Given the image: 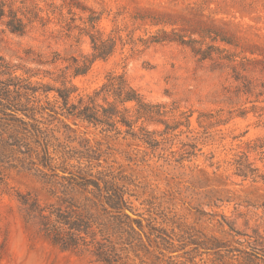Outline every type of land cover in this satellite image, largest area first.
Segmentation results:
<instances>
[{"label":"rangeland","instance_id":"rangeland-1","mask_svg":"<svg viewBox=\"0 0 264 264\" xmlns=\"http://www.w3.org/2000/svg\"><path fill=\"white\" fill-rule=\"evenodd\" d=\"M79 1L103 13L100 28L106 33L121 29L123 38L129 35L136 40L155 34L157 29L149 27L131 34L130 17L141 13L175 22L177 29L182 25L212 28L236 44H216L235 54L233 64L199 61L190 49L176 43L137 47L136 51L126 45L73 80L80 92H91L107 72L114 71L123 73L148 101L176 103L181 109L196 111L221 110L223 119H230L206 137L197 129L194 134L168 140L156 150L81 124L76 128L66 122L68 130L48 119V129L57 138L49 147L53 171L40 165L41 149L32 144L35 152H4L0 157V264H99L89 252L91 246L74 253L53 246L45 238L43 225L47 221L41 214L57 212L72 219L85 218L96 241L104 235L115 247L119 264H252L238 252L223 249L217 257L207 248L216 240L230 250L244 251L248 237L236 236L229 226L247 236L254 237L255 230L264 237V184L226 178L221 171L214 175L201 156L194 162L198 171L187 168L191 167L188 164L181 168L166 161L168 152L163 150L171 147L177 151L195 137L203 154L213 153L214 162H221L230 159L239 147L244 148V143L264 136V0ZM39 6L44 8L42 3ZM29 50L49 59L58 54L56 65L43 68L54 71L63 69L66 60H80L91 53L86 38L77 41L75 32L67 37L53 18L44 27L35 24L24 35L10 33L0 23V57L37 68L25 55ZM232 67L251 80V93L245 94L241 82L234 81ZM241 113L243 117H239ZM196 116L191 121L194 128ZM73 176H91L99 188L108 182L107 187L120 189L142 218V227L133 225V233L120 235L125 227L104 214L97 192L75 185L70 180ZM54 219L53 215L51 221ZM149 221L156 231L147 227Z\"/></svg>","mask_w":264,"mask_h":264},{"label":"trees","instance_id":"trees-1","mask_svg":"<svg viewBox=\"0 0 264 264\" xmlns=\"http://www.w3.org/2000/svg\"><path fill=\"white\" fill-rule=\"evenodd\" d=\"M55 1L60 3L57 4ZM40 3L44 4V8L39 6ZM51 18L57 20L67 37L75 32L77 41L86 38L91 53L80 60L74 57L66 60L68 64L56 71L43 69L45 66H54L58 63L59 55L56 53L49 59L30 50L25 52V55L30 57V62L37 68L28 67L21 62L12 63L0 57L1 158L4 157V152L17 151L20 154L35 152L32 144L41 149L40 165L53 171L50 166L53 158L49 153V147L50 142L57 141V138L53 136L54 131L48 129L51 124L48 119L63 124L68 130L70 127L66 122H71L76 128L79 124L85 125L116 138L129 139L150 150L158 149L170 139L194 134L197 129L201 131V136L206 137L210 131H215L230 119H223L221 110L196 111L192 108L181 109L176 103L167 105L148 101L132 87L123 73L107 72L103 82L87 93L80 92L73 83L75 78L85 76L96 61H107L118 49H124L126 45L131 46V50L135 48L136 51L137 47L148 48L150 45L176 43L190 49L199 61L233 64L235 54H228L216 44L232 47H236V44L212 28H184L182 25L181 29H177L178 25L175 22L163 17L135 13L130 17L133 28L131 34L142 27L157 30L148 38L139 37L133 40L129 35L123 38L122 31L118 28L106 33L99 27L103 13L85 6L79 0H0V23L10 33L24 35L35 24L46 26ZM166 27L170 29L167 31ZM232 69L235 73L234 81L241 82L245 94L251 93L253 90L251 80L235 72V67ZM45 80L53 84L45 83ZM194 115H197L195 128L191 122ZM243 116L241 113L239 117ZM149 126L162 129L150 131ZM163 151L168 152L166 161L181 168L188 164L191 167L187 168L198 171L199 167L194 162L201 156L206 167L214 170V175L221 171L226 178L231 176L241 182L264 184V136L244 143V148L239 147L230 159L221 162H214L213 153L203 154L195 137L191 142L181 144L177 151L171 147ZM70 180L85 191L92 188L97 192L101 211L125 227L118 232L120 235L129 236V232L133 233V225L142 227V218L139 219L140 216L132 210L131 204L124 199L120 189L107 187L108 182H103L104 187L99 188L91 176L74 177ZM53 215L55 219L51 221ZM41 217L47 221L43 225L44 236L53 246L74 253L79 252L82 247L88 250L91 246L92 250L89 252L96 263H120L121 258L115 252V247L102 234L101 240L96 241L92 225L85 218L77 216L72 219L61 212L50 213L48 216L41 214ZM152 223L153 221H149L147 227L156 231ZM233 229L229 226V231L236 236L248 237L244 251L230 250L216 240L207 249L214 251L217 257H221L219 252L225 249L226 253L242 254L249 263L264 264V237L255 230L252 237ZM81 235L89 237L90 241H83ZM118 237L121 239V236ZM79 241L83 243L80 244ZM236 244L242 246L238 241Z\"/></svg>","mask_w":264,"mask_h":264}]
</instances>
